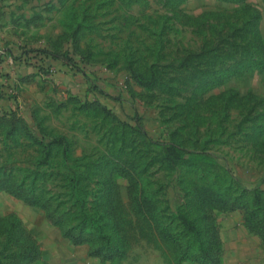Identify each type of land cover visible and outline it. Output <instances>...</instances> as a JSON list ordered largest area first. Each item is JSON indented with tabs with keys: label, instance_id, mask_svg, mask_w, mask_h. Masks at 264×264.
<instances>
[{
	"label": "rangeland",
	"instance_id": "obj_1",
	"mask_svg": "<svg viewBox=\"0 0 264 264\" xmlns=\"http://www.w3.org/2000/svg\"><path fill=\"white\" fill-rule=\"evenodd\" d=\"M38 49L59 61L26 57ZM254 189L264 0H0V264H79L56 226L36 251L46 211L27 199L98 245L110 203L141 264L172 247L156 220L196 251L220 201Z\"/></svg>",
	"mask_w": 264,
	"mask_h": 264
},
{
	"label": "trees",
	"instance_id": "obj_2",
	"mask_svg": "<svg viewBox=\"0 0 264 264\" xmlns=\"http://www.w3.org/2000/svg\"><path fill=\"white\" fill-rule=\"evenodd\" d=\"M29 59H34L36 62H40L38 65L46 64L47 66L57 63L58 55L48 51L47 49L32 50L31 54L26 55ZM69 59H72L70 56ZM264 194V190L254 189L245 192L247 196L243 194L230 198L229 196L222 199L220 212H231L234 210L243 211L244 224L249 231L257 234L264 241V197L260 194ZM26 202L30 205H37L46 211V218L54 226L58 227L62 233V236L66 238L72 245L88 244L90 249L88 254L90 256L100 257L102 260L114 261L121 259L126 255L127 245L125 237L121 234L117 221L114 219L113 207L110 203L105 205L108 211L109 219L103 226L107 227L109 235L105 236L104 245H98L94 242L93 237L88 236L84 230L85 223L80 225H67L63 222V218L66 214L55 216V209H49V206L44 201H40L37 198L27 199ZM138 209H141L137 207ZM144 215V218L148 219L147 215L140 210ZM158 226L159 236L167 243L172 244L171 248L178 261H190L198 264H219L221 255V241L218 234V226L215 219H209L202 224L199 234H205V239L202 240V249L192 251L188 244H182L180 241V233H172L171 230L155 221ZM198 234V233H197ZM36 251L38 252L37 244Z\"/></svg>",
	"mask_w": 264,
	"mask_h": 264
},
{
	"label": "crops",
	"instance_id": "obj_3",
	"mask_svg": "<svg viewBox=\"0 0 264 264\" xmlns=\"http://www.w3.org/2000/svg\"><path fill=\"white\" fill-rule=\"evenodd\" d=\"M43 222L41 223L43 229L37 227L36 244L40 251L47 249L45 246H40L39 238L43 237L44 242L51 245L50 250H52L55 240L61 236L48 220H43ZM217 226L221 241L219 264H264V241L245 226L241 210L220 215L217 219ZM66 246L70 248L72 257L78 259L79 264H135L130 256L131 248L127 249L126 255L121 259L101 262L96 257L88 256L87 249L83 244L71 245L68 243ZM146 257V260L141 264H198L190 261H178L173 250L163 244L150 246L149 256Z\"/></svg>",
	"mask_w": 264,
	"mask_h": 264
}]
</instances>
